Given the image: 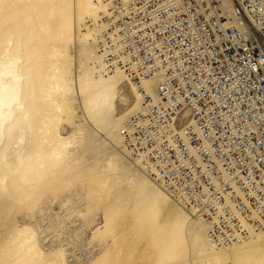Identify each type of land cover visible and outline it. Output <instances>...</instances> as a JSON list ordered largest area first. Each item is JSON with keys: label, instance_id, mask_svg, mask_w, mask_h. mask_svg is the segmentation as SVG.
I'll use <instances>...</instances> for the list:
<instances>
[{"label": "rangeland", "instance_id": "rangeland-1", "mask_svg": "<svg viewBox=\"0 0 264 264\" xmlns=\"http://www.w3.org/2000/svg\"><path fill=\"white\" fill-rule=\"evenodd\" d=\"M78 15L77 0H0V62L16 58L21 76L0 164L14 193L33 197L18 213L27 231L0 237V264H207L205 255L224 251L206 246L205 224L173 199L161 203L163 191L120 149L118 132L131 115L122 114L138 101L128 81L114 104H84L90 89L80 90L78 76L95 49L91 19ZM63 66L69 84L56 92ZM58 144L61 154L51 156ZM22 156L33 164L27 183L16 170ZM250 250L252 243L227 249Z\"/></svg>", "mask_w": 264, "mask_h": 264}, {"label": "built area", "instance_id": "built-area-1", "mask_svg": "<svg viewBox=\"0 0 264 264\" xmlns=\"http://www.w3.org/2000/svg\"><path fill=\"white\" fill-rule=\"evenodd\" d=\"M104 3L97 70H122L140 95L119 130L126 158L213 248L263 231L264 0Z\"/></svg>", "mask_w": 264, "mask_h": 264}, {"label": "bare ground", "instance_id": "bare-ground-1", "mask_svg": "<svg viewBox=\"0 0 264 264\" xmlns=\"http://www.w3.org/2000/svg\"><path fill=\"white\" fill-rule=\"evenodd\" d=\"M77 1H78V9H79V15H78L79 20L85 22L88 21L89 18L91 19L88 21V27L90 28V36H91L90 41L95 49V54L87 58V61L91 63L90 64L91 66L88 64L87 68H84L82 70L83 71L82 74L78 76V84L80 90L83 91L86 88L90 89L87 98L84 99L85 100L84 104L86 106H91L95 111L100 106H108L110 103L114 104V102H116L117 99L116 90L120 88L121 84L123 83L122 80L125 79L126 81H128V84L130 85V89L132 92H134V95L136 96V99L138 101H136L131 106L128 112L122 114V117L127 114H132L140 106V95L134 83L127 79L125 73L122 70H117L115 72H112L114 74H112L111 76H101L99 74L102 72H99L97 70V65L100 63V54L97 52L94 44L93 23H99L102 12L106 11V4L104 3V0H77ZM85 36H88V34H85ZM59 55L64 56L63 53H60ZM16 61H17L16 58L10 57L0 62V142L4 140L5 122L12 117L14 113V104L17 103L19 99V93H20L19 81L21 76L19 74V70L17 69ZM92 70L98 73V76L94 75L92 73ZM67 72H68V68L64 66L62 70H57L56 72L57 74L54 76V81H55L54 88L56 92L63 89L62 84H66V85L69 84L68 82L69 80L65 78V74ZM148 87L150 92H152L150 82H148ZM48 96L51 97L50 92L48 93ZM59 107H61V105L58 106V108ZM118 135L121 140L120 141V146H121L122 137L119 134V132ZM69 143H71V140L66 139V141H62V145L65 144V146H67V144ZM59 146L60 145L58 144L57 147L54 148V151L52 152L51 156H58L61 154L59 151ZM19 161L20 162L16 170L19 171L20 174L19 178L22 179L24 183H27L28 181L27 173L28 170L31 168V166H33V164L29 162L27 159H25L24 156H22ZM133 165L137 167L138 170L143 174V172L139 169V167L136 164L133 163ZM143 175L147 177L145 174ZM152 183L158 186L163 191V189L159 185L155 184L154 182ZM163 193L164 195H160L159 199L161 203L167 206L168 205L167 199L168 198L172 199V198H170L165 191H163ZM32 204H33V197L31 195L22 194L21 196H18L14 193L12 187L9 185L7 181V172L3 170L0 164V226L3 225V227L0 229V237L4 236L7 233H12L14 231H17L18 234H23L21 232L27 231L28 222L27 223L26 222L21 223L22 221L19 222L18 213L23 208L27 209L28 207H31ZM21 218L22 215L20 219ZM194 219L197 218L194 217ZM197 220L205 224L206 226V227L204 226L205 227L204 230L202 231L200 230L201 237H203L204 233H206V246H208V248L213 251H222V250L224 251V252H219V253L216 252L205 255L206 256L205 261L207 262V264H225L227 261L235 264H256V263L264 264V251L260 250L259 247L261 240L264 238V230L254 232L250 238H248L247 240L241 243L234 244L228 247H223L220 249H215L209 244L207 239V230H208L207 224L200 219ZM243 243H252V247L254 250L247 251L246 253L227 251V249L240 246ZM257 245L258 247H256Z\"/></svg>", "mask_w": 264, "mask_h": 264}]
</instances>
